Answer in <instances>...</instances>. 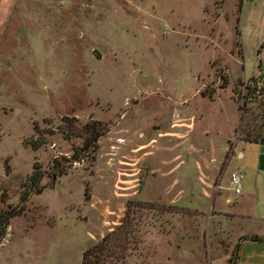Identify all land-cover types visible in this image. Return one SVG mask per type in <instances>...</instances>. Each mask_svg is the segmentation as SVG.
<instances>
[{
    "label": "rangeland",
    "instance_id": "1",
    "mask_svg": "<svg viewBox=\"0 0 264 264\" xmlns=\"http://www.w3.org/2000/svg\"><path fill=\"white\" fill-rule=\"evenodd\" d=\"M263 66L264 0H0V264H82L127 213L126 264H228L264 233L211 206Z\"/></svg>",
    "mask_w": 264,
    "mask_h": 264
},
{
    "label": "trees",
    "instance_id": "2",
    "mask_svg": "<svg viewBox=\"0 0 264 264\" xmlns=\"http://www.w3.org/2000/svg\"><path fill=\"white\" fill-rule=\"evenodd\" d=\"M242 4L243 1L240 3V9ZM259 78L264 83V78L262 76ZM225 79L228 78L225 76ZM247 88L250 92L244 96V103L240 104L242 111L241 134L246 142L264 143V85L260 89L257 88V85L254 88L249 85ZM97 124L89 125L87 129L91 135V140L88 141L90 145L95 144L106 133L107 128L101 123ZM42 177V172L34 170L23 183V201H26L31 192L38 188ZM129 218L130 215L127 213L124 221L116 230L109 232L100 242L89 248L83 255L82 264H126L128 257L137 247L133 220ZM254 240L261 239L257 236ZM239 247L238 244L228 260V264H238L237 261L240 259ZM237 250L239 251L238 255H236Z\"/></svg>",
    "mask_w": 264,
    "mask_h": 264
},
{
    "label": "crops",
    "instance_id": "3",
    "mask_svg": "<svg viewBox=\"0 0 264 264\" xmlns=\"http://www.w3.org/2000/svg\"><path fill=\"white\" fill-rule=\"evenodd\" d=\"M258 76L264 78V66ZM238 148L233 156L238 163L231 173L239 171L243 174L242 191L236 193L229 185L219 184L218 189L212 193L218 195L216 201L215 196L211 194V206L217 204L229 221L248 220L264 226V143L244 141ZM241 229L243 228L240 227L239 230ZM241 235L247 238L239 243L240 256L243 252L241 250H246L244 258L241 256L242 262L264 264V240L249 239V237L264 236V233L241 232ZM250 243H256L257 249L250 251ZM228 259H226L227 263Z\"/></svg>",
    "mask_w": 264,
    "mask_h": 264
},
{
    "label": "built area",
    "instance_id": "4",
    "mask_svg": "<svg viewBox=\"0 0 264 264\" xmlns=\"http://www.w3.org/2000/svg\"><path fill=\"white\" fill-rule=\"evenodd\" d=\"M243 180H244V176L241 172L239 171L232 172L230 175L231 189L234 190L236 193H241Z\"/></svg>",
    "mask_w": 264,
    "mask_h": 264
},
{
    "label": "water",
    "instance_id": "5",
    "mask_svg": "<svg viewBox=\"0 0 264 264\" xmlns=\"http://www.w3.org/2000/svg\"><path fill=\"white\" fill-rule=\"evenodd\" d=\"M254 238H257V237H249V239H254ZM258 238L264 240V236H258ZM238 253H239V251L237 250V251H236V255H238Z\"/></svg>",
    "mask_w": 264,
    "mask_h": 264
}]
</instances>
